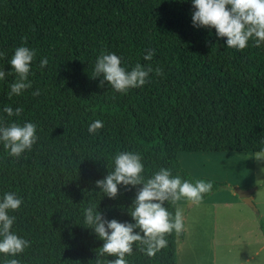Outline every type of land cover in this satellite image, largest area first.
<instances>
[{"label":"trees","instance_id":"trees-1","mask_svg":"<svg viewBox=\"0 0 264 264\" xmlns=\"http://www.w3.org/2000/svg\"><path fill=\"white\" fill-rule=\"evenodd\" d=\"M190 11V0H0V66L10 68L7 60L21 43L36 49L30 88L9 97L14 74L0 81V108H22L5 121L37 125L36 142L20 157L0 146V192L21 196L10 213L16 217L12 230L30 242L17 256L21 264L114 259L99 254L102 241L83 226L82 213L96 205L108 219L131 220L134 189L118 187L109 198L94 184L111 171L118 151L139 152L145 176L167 167L192 180L198 178L180 167V151L255 153L264 147V44L228 48L214 29L194 28ZM148 48L155 51L145 61ZM101 51L116 53L126 67H159L161 75L149 73L145 85L126 93L107 82L98 86L100 78L91 74ZM93 120L103 126L89 133ZM222 186L213 181L200 201ZM165 206L176 211V202ZM259 228L264 235L262 220ZM183 237L182 230L165 234L167 246L152 256L133 242L125 259L176 264V239Z\"/></svg>","mask_w":264,"mask_h":264},{"label":"clouds","instance_id":"clouds-1","mask_svg":"<svg viewBox=\"0 0 264 264\" xmlns=\"http://www.w3.org/2000/svg\"><path fill=\"white\" fill-rule=\"evenodd\" d=\"M190 23L194 28L214 29L217 38L223 37V43L228 48L241 50L249 41L252 45L264 44V0H190ZM155 49L148 48L143 53V59H152ZM5 53L0 51V59ZM36 55V49L21 43L12 51L5 71L0 66V81L6 75L14 74V79L8 84L7 95L19 96L31 87V64ZM47 63V58L39 61L41 67ZM149 73L161 75L159 67L136 63L126 67L121 63V57L112 51H101L95 58L91 77H99L98 86L107 82L108 88L119 93H126L131 88H139L148 82ZM33 96L40 94L34 89ZM22 108L5 104L0 108V146L7 151L9 157H20L30 150L37 140V125L32 121H5V116H19ZM103 126V121L93 120L87 126L89 133H95ZM264 145V140L261 141ZM257 161H264V147H260L253 156ZM111 171L94 181L101 195L115 197L118 187L134 189V197L127 208L130 221L108 219L97 209L89 205L83 209V226L90 228L95 236L102 241L99 254L114 256L109 264H128L125 254L131 253L133 242H139L140 251L148 256L154 255L167 246L165 234L179 231L182 227L181 213L177 208L169 212L165 202L174 203L181 199L189 202H199L203 195L209 193L213 181L203 178L186 179L173 175L170 168L160 167L149 176L143 175L144 164L141 154L137 151H118L111 157ZM264 170V168H262ZM139 186V187H137ZM22 198L16 191L0 192V264H21L17 258L29 246V241L12 230L15 215ZM135 230V231H134Z\"/></svg>","mask_w":264,"mask_h":264},{"label":"rangeland","instance_id":"rangeland-1","mask_svg":"<svg viewBox=\"0 0 264 264\" xmlns=\"http://www.w3.org/2000/svg\"><path fill=\"white\" fill-rule=\"evenodd\" d=\"M253 155L177 153L180 167L191 177L223 186L199 202L176 201L180 230L186 232L183 240L176 239V264H264V235L259 228V221L264 222V161L255 160ZM237 188L253 189L250 198L257 213L234 192Z\"/></svg>","mask_w":264,"mask_h":264},{"label":"water","instance_id":"water-1","mask_svg":"<svg viewBox=\"0 0 264 264\" xmlns=\"http://www.w3.org/2000/svg\"><path fill=\"white\" fill-rule=\"evenodd\" d=\"M234 192L239 196V198L246 204L248 205L254 212L257 213V209L253 202L251 201V194L253 192V189H248V190H242V189H235Z\"/></svg>","mask_w":264,"mask_h":264},{"label":"crops","instance_id":"crops-1","mask_svg":"<svg viewBox=\"0 0 264 264\" xmlns=\"http://www.w3.org/2000/svg\"><path fill=\"white\" fill-rule=\"evenodd\" d=\"M232 196H234V193H233V192H232ZM204 200H205V199H204ZM185 231H186V230H185ZM185 235H186V232H184V237H185ZM184 237H183V238H184ZM182 240H183V239H182Z\"/></svg>","mask_w":264,"mask_h":264}]
</instances>
